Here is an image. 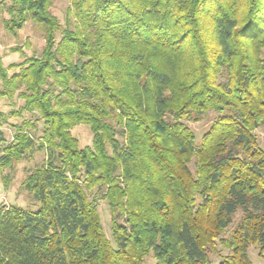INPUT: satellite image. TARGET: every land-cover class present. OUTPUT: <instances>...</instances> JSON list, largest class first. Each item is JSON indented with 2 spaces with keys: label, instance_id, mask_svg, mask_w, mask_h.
<instances>
[{
  "label": "trees",
  "instance_id": "1",
  "mask_svg": "<svg viewBox=\"0 0 264 264\" xmlns=\"http://www.w3.org/2000/svg\"><path fill=\"white\" fill-rule=\"evenodd\" d=\"M3 1L7 30L32 21L45 44L9 67L0 56V99L23 101L0 112V174L36 149L46 161L23 182L37 210L0 204V264H214L218 246V264H252L251 246L264 253V0H69L64 24L51 0ZM23 111L36 117L9 139L4 125ZM211 111L197 142L185 121ZM80 124L91 145L72 134Z\"/></svg>",
  "mask_w": 264,
  "mask_h": 264
},
{
  "label": "rangeland",
  "instance_id": "2",
  "mask_svg": "<svg viewBox=\"0 0 264 264\" xmlns=\"http://www.w3.org/2000/svg\"><path fill=\"white\" fill-rule=\"evenodd\" d=\"M7 3V1L0 0V56L5 67H9V65L13 63L23 62L32 55H40L45 44L42 29L32 21H28L18 34H13L7 30L5 27V20L9 18V14L5 9ZM69 6V0H51L49 10L62 24H64L66 22ZM16 47H21L24 55L19 51H12V49ZM1 87L2 83L0 80V89ZM22 105L23 101L20 99H16V104L14 105L7 99L2 98L0 99V112L10 114L12 110L20 109ZM216 115L217 113L215 111H211L207 115H203L200 121H185L196 134L197 142H199L203 134L208 131ZM35 117V114L29 111H23L20 117L10 116L7 123L4 125L6 136L11 139V135L14 133L13 125L21 124L24 120H34ZM37 125V129L31 130V133L34 135L38 144L43 135V122L39 121ZM255 133L258 137L259 146L264 149V129L258 128ZM72 134L78 139L81 147L92 144L93 135L88 125L80 124L75 126L72 129ZM45 161V151L36 149L33 152H27L21 160H16L10 167L5 168L2 174H0V204H15L25 209L37 210L40 205L24 188L23 182L36 166L43 164ZM191 168L194 170L193 163H191ZM95 195L96 193L94 190L91 198H94ZM96 196H98V194ZM98 204L104 229L107 236L111 238L112 222L108 203L100 199L98 200ZM240 217L241 212L239 211L235 216L233 224L229 227V232L227 234L233 230ZM227 253V250L218 246L217 251H210L209 255L211 261L214 264H218L222 260L221 256ZM249 257L252 264H264V253L260 254V250L257 246L253 245L250 247ZM146 264H155V260L151 255L146 259Z\"/></svg>",
  "mask_w": 264,
  "mask_h": 264
},
{
  "label": "snow or ice",
  "instance_id": "3",
  "mask_svg": "<svg viewBox=\"0 0 264 264\" xmlns=\"http://www.w3.org/2000/svg\"><path fill=\"white\" fill-rule=\"evenodd\" d=\"M260 23H261V24H264V21H261Z\"/></svg>",
  "mask_w": 264,
  "mask_h": 264
}]
</instances>
